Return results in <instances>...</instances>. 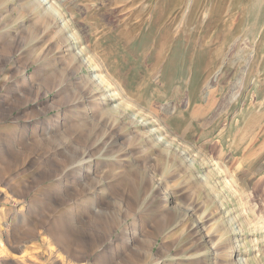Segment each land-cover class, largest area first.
Masks as SVG:
<instances>
[{
    "label": "rangeland",
    "instance_id": "obj_1",
    "mask_svg": "<svg viewBox=\"0 0 264 264\" xmlns=\"http://www.w3.org/2000/svg\"><path fill=\"white\" fill-rule=\"evenodd\" d=\"M44 1L0 0V264H264V0Z\"/></svg>",
    "mask_w": 264,
    "mask_h": 264
},
{
    "label": "bare ground",
    "instance_id": "obj_2",
    "mask_svg": "<svg viewBox=\"0 0 264 264\" xmlns=\"http://www.w3.org/2000/svg\"><path fill=\"white\" fill-rule=\"evenodd\" d=\"M44 2H45V4H48V3H49V0H45ZM45 4H44V5H45ZM220 175H221V174H220ZM260 227H261V225H260Z\"/></svg>",
    "mask_w": 264,
    "mask_h": 264
}]
</instances>
